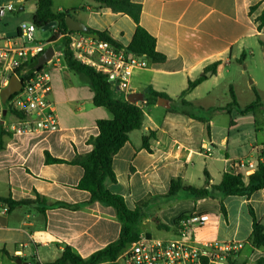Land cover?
I'll return each instance as SVG.
<instances>
[{"label": "crops", "instance_id": "obj_1", "mask_svg": "<svg viewBox=\"0 0 264 264\" xmlns=\"http://www.w3.org/2000/svg\"><path fill=\"white\" fill-rule=\"evenodd\" d=\"M56 1L55 12L71 11L75 21L88 29L107 32L119 46L131 43L136 24L128 15L115 13L93 0L58 4ZM130 1L141 5L139 24L155 38L156 49L166 60L148 61L147 68L135 71L129 94L144 93L147 87H152L173 101H182L181 94L189 81L215 65L216 72H211L183 100L192 105V101L213 98L215 91L223 88L229 91L230 101V90L234 91L240 107L252 103L241 102L246 93L247 99L252 96L256 100L257 92L261 104L248 114L233 109L230 114L216 110L206 116L191 112L194 116L189 117L182 113L185 108L170 112V107L159 106L153 100L137 102L145 120L114 156L116 182L108 183V189L121 195L130 209L143 205V216L137 226L140 236L152 235L139 229L152 221L153 231L159 235L155 237L171 239L177 233L181 217L193 212L206 213L209 221L195 229L194 238L199 242L240 245L237 260L256 264L264 257V250L248 241L253 223L250 208L264 225V190L249 198L216 194V198L196 199L184 190L174 196L168 193L173 178H181L188 186H204L205 170L211 184L218 185L224 173H233L235 163L254 157L264 147V96L255 76V66L264 70V26H260L264 0ZM7 4L14 5L16 14L11 11L6 17V13L3 23L0 17V47L6 41L19 46L23 43L19 38L20 25L33 21L38 0H0V7ZM51 32L45 42L48 48L62 42L60 50L53 48L54 62H58L49 71L59 129L12 132L6 123L14 114L0 99V106L4 105L0 108V197L21 201L34 200L39 195L49 204L63 202L77 208L49 206L39 200L5 212L0 203V258L4 264H13L17 259L50 263L59 257L65 245L87 258L117 240L121 231L115 209L90 202V193L78 188L84 169L71 163L76 155L93 150L89 140L99 134L97 120L112 119L113 115L107 108L94 105L89 81L77 80V74L68 69L63 58V38L49 43L55 31ZM122 93L123 97L118 98L126 99L128 95ZM222 112L226 114H218ZM150 132L154 136L148 150L143 147L142 138ZM46 153L65 162L47 163ZM243 176L247 179L250 174ZM117 263L126 264L122 254Z\"/></svg>", "mask_w": 264, "mask_h": 264}, {"label": "trees", "instance_id": "obj_2", "mask_svg": "<svg viewBox=\"0 0 264 264\" xmlns=\"http://www.w3.org/2000/svg\"><path fill=\"white\" fill-rule=\"evenodd\" d=\"M101 6L110 8L115 13L128 15L136 24V29L131 43L127 46L128 50L138 56H142L147 61L152 63H161L166 60L165 55L159 53L156 49V40L143 27L140 26L139 20L141 15V5L133 3L130 0H93ZM54 0H38L37 10L33 16V24L38 29L51 22H56V26L52 31H55L49 43L54 42L58 37L63 38V58L68 69L75 74L84 76L90 83L93 90V103L97 107L107 108L113 115L112 119H100L96 124L99 128V134L96 137H91L89 143L93 145V150L85 155H76L71 161L72 164L80 165L84 169V175L81 178L78 188L90 193V202H99L105 206H110L115 209L118 220L121 223V231L117 240L110 243L103 249L93 253L87 258L81 257L70 246L65 245L59 257L50 263H41L33 260L32 264H100L104 261H109L110 264H118L117 259L122 254L124 249L131 243L139 239L140 235L137 232V226L143 216V205L139 204L135 209L128 208L125 199L118 194L112 193L108 189V183L116 182V175L113 171V158L119 150L129 141L131 132L140 130L145 120V114L140 106L136 103L132 104L126 99L118 98L116 88L108 81L106 75L97 72L93 67L83 64L74 56L70 49V38L67 36L74 33L68 29L66 17L71 11L55 12L53 10ZM261 27L264 26V11L260 16ZM88 29V28H87ZM86 32L98 35L102 40L116 44L107 32L88 29ZM117 45V44H116ZM48 49V48H47ZM46 51V50H45ZM44 51V52H45ZM40 53L35 58L27 60L17 71L20 79L24 82L31 78L36 72L45 69L47 63H42ZM26 71V72H25ZM216 72V66L208 67L205 72L194 81H189L188 87L181 94L182 104L184 107L191 106V103L183 100L184 96L193 91L199 84L207 79V73ZM145 101L153 100L157 102L159 97H163L169 101H173L166 94L155 91L152 87H147L144 91ZM232 101L227 108H220V111L231 113L236 109L241 114H248L256 110L261 104L259 95L256 92V100L251 104L240 107L236 100L234 91L230 90ZM12 98V97H11ZM16 115H22L21 112L9 110ZM170 112L174 111L170 105ZM182 113L193 117L194 115L188 110L183 109ZM2 128V125H0ZM0 131V135H1ZM154 136V132L143 136L142 145L150 150V140ZM2 147V142L0 144ZM47 163L65 162L60 159L51 157L46 153ZM205 185L196 188L185 185L181 178H173L171 180L169 196L176 195L179 191L184 190L196 199L216 198V194L224 196H245L250 197L254 192L264 190V165H259L257 170L247 177L242 174L224 173L222 180L218 185L211 184V177L205 170ZM42 200L49 206H63L67 208H77L76 205H70L63 202L47 203V199L41 198L39 195L34 200L15 201L11 197H0V203L11 211L19 206L34 204L36 201ZM221 211L225 213V207L220 203ZM44 211V208L41 209ZM253 218L252 233L249 238V243L258 249L264 250V225L257 220L253 210L250 208ZM238 251H229L226 257L227 264H245L239 262L236 258ZM9 258L14 260L5 250H2ZM256 264H264V257L257 260Z\"/></svg>", "mask_w": 264, "mask_h": 264}, {"label": "built area", "instance_id": "obj_3", "mask_svg": "<svg viewBox=\"0 0 264 264\" xmlns=\"http://www.w3.org/2000/svg\"><path fill=\"white\" fill-rule=\"evenodd\" d=\"M13 4L0 7V17L14 11ZM36 26L23 24L19 38L23 43L14 46L6 41L0 47V92L10 81L12 75L20 76L17 71L29 59L44 52L48 45L37 43L34 38ZM70 49L83 64L93 67L107 76L114 88L129 95L131 78L135 71L145 69L148 61L128 50L127 47L102 40L98 35L79 31L67 35ZM53 58L45 69L38 71L23 82L22 89L7 101L9 110L14 114L7 127L14 133L50 132L59 129L57 105L51 99L52 84L50 70L56 66ZM26 72V71H25ZM0 116H2L0 112ZM259 165H264V147L257 150L254 157L240 160L232 167L235 174H253ZM6 212V207L3 208ZM209 221L206 213L193 212L181 217L177 223V233L171 239L142 235L129 244L122 252L126 264H227L229 251L239 250L235 243L199 242L194 231ZM0 264H4L0 258ZM17 264V262H13Z\"/></svg>", "mask_w": 264, "mask_h": 264}, {"label": "rangeland", "instance_id": "obj_4", "mask_svg": "<svg viewBox=\"0 0 264 264\" xmlns=\"http://www.w3.org/2000/svg\"><path fill=\"white\" fill-rule=\"evenodd\" d=\"M59 1L60 2L61 1L69 2V1H80V0H57L55 3L58 4V3H60ZM14 11L12 14H16ZM10 15H11V13L7 12L6 17H8ZM1 20L3 23L5 18L3 17ZM32 23H33L32 19L25 22L26 25H30ZM51 35H52L51 30L43 31L42 29L36 28V31L34 33V38H35L37 43H45L46 41H48V39L51 37ZM61 46H62V42H55L53 44V48L55 49V51L60 50ZM255 76H257L260 91L264 96V70H263V68L262 69L259 68V65L255 66ZM76 77H77V80H79V81H81L82 79H84L85 81L87 80L84 76H81L78 74ZM116 94L118 95V97H121V98L123 97L122 91H120L118 89H116ZM247 96L248 95L246 93L244 95L245 98L243 97L241 99L242 100L241 102L243 104H248L249 102H253L255 100V98L252 96H251V98L247 99ZM230 102L231 101H230L229 91L225 90L223 88H219L215 91V96L211 99H206L204 101H192V105L189 107H184L182 104V101H172L171 107L173 110H176L178 108L179 109L185 108L197 116H206V115L214 113V111L218 110L219 108H227L228 105L230 104ZM0 108L2 110L4 108V105H1ZM218 114H226V113L222 112V113H218ZM201 173H202V171L200 169L199 176L201 175ZM154 227H155V223L150 221L149 224L142 225V226H140L139 229H140L141 233H145L146 231H148V232H151V234L153 236H159L157 232L153 231Z\"/></svg>", "mask_w": 264, "mask_h": 264}, {"label": "water", "instance_id": "obj_5", "mask_svg": "<svg viewBox=\"0 0 264 264\" xmlns=\"http://www.w3.org/2000/svg\"><path fill=\"white\" fill-rule=\"evenodd\" d=\"M66 24L68 26V29L73 32H79L84 31L86 32L88 29L83 24L75 21L70 15H68L65 19ZM56 26V22H51L50 24L44 26L42 28L43 31H48ZM55 51L52 47H49L46 49V51L43 53L41 57L42 63H48L54 56ZM212 73H207V76H211ZM23 87V82L16 76L12 75L9 81V84L3 88L0 92V99L3 104H6L7 101L16 93H18ZM126 100L132 104H135L137 102H141L145 100V94L144 93H130ZM157 104L159 106H163L165 108H169L170 104L169 101L163 97H159L157 99ZM7 110L3 111V115H6ZM17 264H32L31 262L24 261L22 259H17Z\"/></svg>", "mask_w": 264, "mask_h": 264}]
</instances>
